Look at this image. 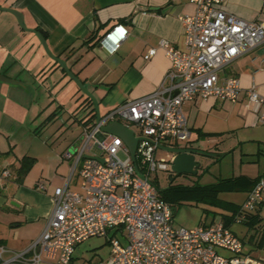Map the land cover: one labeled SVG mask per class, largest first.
Here are the masks:
<instances>
[{
	"label": "built area",
	"instance_id": "1",
	"mask_svg": "<svg viewBox=\"0 0 264 264\" xmlns=\"http://www.w3.org/2000/svg\"><path fill=\"white\" fill-rule=\"evenodd\" d=\"M190 1L194 13L179 17L184 48L164 38L159 41L170 65L158 87L110 108L98 120L94 117L82 123L78 141L61 154L70 161L69 173L54 189L53 207L41 233L23 250L0 244V264L48 260L69 264L78 243L91 236H108L109 230H113L110 253L95 264H264L244 252L243 239L220 217L195 227L174 225V208L159 195L151 178L157 169L169 170L171 163L172 156L158 159L156 150L191 136L182 109L187 100L215 96L235 102L244 94L264 124V94L253 86L243 89L233 75H221L236 57L264 44V22L227 12L222 8L227 0ZM126 35L127 29L116 24L100 44L112 41L111 50L115 51ZM154 53L155 47H151L144 58ZM112 121L122 122L140 137L136 163L119 136L102 131ZM94 144L102 149L101 155L86 154ZM9 175L6 168L0 172V178ZM74 177L81 191L69 188ZM39 188H44L43 183ZM261 205L264 176L254 182L234 220L242 221L246 213ZM116 234L122 235L124 242Z\"/></svg>",
	"mask_w": 264,
	"mask_h": 264
},
{
	"label": "crops",
	"instance_id": "2",
	"mask_svg": "<svg viewBox=\"0 0 264 264\" xmlns=\"http://www.w3.org/2000/svg\"><path fill=\"white\" fill-rule=\"evenodd\" d=\"M0 3L19 9L28 27L43 29L53 53L66 60L71 70L98 99L101 115L128 99L145 95L158 87L170 65L159 41L164 38L176 47L184 48V33L179 17L195 11V5L190 0H0ZM222 8L242 19L264 22V0H227ZM13 21L9 20L6 28L0 30V53H8L12 60L8 64L2 58V70L7 64L12 67L18 63L16 52L7 47L9 41L5 44L3 40H7V33L14 34ZM119 23L127 29V35L117 50H111L112 41L106 44L94 40L87 42L89 37L104 35ZM35 42L32 39L25 43L26 48L20 55L28 57L23 68L25 78L20 79L21 83L17 85L24 89L42 86L47 90L43 73L49 69L48 72L53 75L56 67L46 59L43 48L40 49ZM151 47H155V53L145 59L144 54ZM58 67L62 70L59 75L62 78L66 73ZM221 75H233L238 78L243 89L253 86L258 93L264 94V44L236 57ZM75 95L76 99L81 98L76 91ZM182 109L191 129V136L186 141L192 143L186 146L199 148L200 144H214L216 153H222L214 154L215 159L226 154L231 156L232 172L223 177L242 175L250 182L242 190L224 191L242 192L239 201L220 197L222 192L218 195L221 199L241 204L252 182L264 176V124L258 121L257 113L247 104L244 94L235 102L215 96L197 97L185 101ZM80 123L82 125L83 122ZM167 146L170 145L160 148ZM11 151L8 147L0 148V158L5 152ZM23 155L36 158L31 150L15 158H9L8 154V158L0 162V172L8 167L5 166L7 163L17 171ZM69 164L68 161L64 165L61 157L57 170L63 176L62 183L44 181L41 177L43 172L39 176L31 175V170L22 178L12 171L9 176L0 178V244L11 250H23L38 237L51 213L54 189L64 183L67 175L65 170ZM40 183H43L44 188H39ZM70 189L81 191L80 187L78 190ZM253 212L258 213L264 223V205ZM248 234V241L253 247L246 250L243 237L244 250L264 262V254L253 252L254 248L258 249L264 244V229L248 226ZM91 237L75 246L69 264H95L98 259L108 256L110 249L107 256L99 254L96 258L93 255L86 257L90 243L92 249L97 245L89 241ZM119 237L124 242L122 235ZM105 242L109 243V238ZM41 264L58 263L48 260Z\"/></svg>",
	"mask_w": 264,
	"mask_h": 264
},
{
	"label": "rangeland",
	"instance_id": "3",
	"mask_svg": "<svg viewBox=\"0 0 264 264\" xmlns=\"http://www.w3.org/2000/svg\"><path fill=\"white\" fill-rule=\"evenodd\" d=\"M0 13V16L4 18L14 17L8 12ZM12 23L15 26V32L18 36H14L16 35L15 32L13 35L10 32L7 33V40H3L6 41L5 44L9 41L7 47L16 52L18 55V63H14L15 65L12 67L9 66L8 64L12 62L11 56L6 52L0 53V60L3 58V60L8 63L3 70H0H2L6 76H13L11 78L20 81V79L25 78L23 68H25V63L28 60V57H20L22 51L26 48L25 43L31 42L32 39H34L36 45L38 44L40 49H42V45L35 33L21 29L17 21H13ZM6 24L7 22L0 20V30L6 28L8 25ZM11 39L13 40L11 41ZM12 43L14 45H12ZM45 55L46 59L56 67L53 71L55 72L53 75L48 72L49 69L43 73V76H45V84L48 86L47 90L42 88V86L24 89L16 83L0 80V148L3 149L8 147L12 150L10 153L5 152L2 154L0 162L7 159L8 154L9 158H15L16 156H21L24 151L31 150V152L36 155L35 162L29 169L31 170V175L39 176L40 173L43 172L41 177L44 181L49 180L53 183H62L61 177L63 176L59 175L61 173L57 170L59 161L62 157L60 153L62 154L64 149L68 146H72L75 141H78L82 129L80 118H83L88 109H78V105L85 95L81 93L75 81L68 75H63L62 78L59 77V75L61 76L62 70L46 53ZM75 91L77 95H80V99H76ZM27 94L31 97H28ZM59 104H62V106ZM75 111L77 112V120L71 115ZM82 118L81 120L83 121ZM89 122H91V120H89ZM134 129L135 132H138L136 128ZM171 143L174 146H186L192 142L172 140ZM195 146H198V144H195ZM197 149L201 151L195 156L201 165V167L197 169V175L173 174L172 183L184 185L193 183L207 184L217 181L220 177L231 174L233 167L230 154L215 159L214 154L220 155L222 153H216L214 144H210L209 146L207 144H200V147ZM86 154L89 156H99L102 154V149L94 144ZM170 155H172V152L166 149L158 148L156 150V157L158 159L161 157L168 159ZM119 156L121 158L125 157L122 152H119ZM63 161L64 165H67L69 160L63 158ZM5 166L10 168L5 167L9 172L12 171L13 174H16L17 171L14 170L15 168L11 167L10 163L5 164ZM65 173L68 175L69 165ZM170 173L171 172L168 170L157 169L151 174V178L155 180L159 186L166 187L169 183L168 176ZM78 186L74 177L70 183V188L78 190ZM242 195V192L220 193V197L234 201H239ZM174 207V225L183 227H195L203 222L209 223L213 210L223 211L219 207H213L206 203L188 199H185L181 204L176 203ZM206 210L208 211L206 212ZM230 228L240 238L244 237L246 250L253 247L248 241L249 234L248 225L246 223L233 219ZM112 231L113 230H109L108 236L102 238L96 236L91 237L89 241L97 245L96 248L92 249L90 248L92 247L90 243L86 251V257L93 255L96 258L99 254L107 256L110 244L105 242V240L113 236ZM116 236L119 235L116 234ZM253 252L255 254H264V244L258 249L254 248Z\"/></svg>",
	"mask_w": 264,
	"mask_h": 264
},
{
	"label": "trees",
	"instance_id": "4",
	"mask_svg": "<svg viewBox=\"0 0 264 264\" xmlns=\"http://www.w3.org/2000/svg\"><path fill=\"white\" fill-rule=\"evenodd\" d=\"M102 36L103 35H100L98 37L91 36L88 38L87 42H92L93 40L94 42H99ZM55 64L57 63L55 62ZM57 66L59 65L57 64ZM78 109H88V111L84 114L83 118L81 117L83 121L80 118V122H88L89 120H92L95 116L92 101L87 96H85L83 100L79 103ZM76 114V111L73 112V116L77 118ZM35 159V157L30 155H23L20 158V164L17 168V175L19 178H22L27 173L31 165L35 162ZM256 180L257 179L252 182L250 189ZM155 183L157 185L159 195L163 199L168 201L172 207H174L176 203L181 204L185 199L206 203L217 208L219 207L223 211L213 210L210 222L215 221L216 217L219 215L221 216V220L224 221L226 226H230L235 214H237L238 212L240 204L238 205L234 202L221 199L218 196L219 193L224 191L242 190L245 187L246 183L248 185L250 184L248 179H246L242 175L237 177H223L215 182L207 184L193 183L184 185L170 183L166 187H160L157 182ZM162 188H164V190H160ZM207 211L208 210H206V212ZM241 222L246 223L249 227H254V229H264V223H262V219L258 216V213H254L253 211L246 213ZM244 252L247 253L245 250Z\"/></svg>",
	"mask_w": 264,
	"mask_h": 264
},
{
	"label": "water",
	"instance_id": "5",
	"mask_svg": "<svg viewBox=\"0 0 264 264\" xmlns=\"http://www.w3.org/2000/svg\"><path fill=\"white\" fill-rule=\"evenodd\" d=\"M0 10L11 13L15 17L18 25L23 30L31 31L35 33V35L38 37L42 45L44 52L65 71L66 75H68L72 80L75 81L81 93L87 96L92 101V106H93V110L95 113L94 117H95V120H98L101 116L100 110H99L98 99L86 87L83 81L71 70L66 60L60 57L59 55L53 53V51L50 49L48 45L46 34L43 31V29H41L40 27H28L26 23L24 22V14L15 7L0 6ZM0 80L9 82V83H16V84L21 83L20 81H17L9 76H6L5 74L1 72H0ZM102 131L119 136L122 139L123 143L129 149L131 160L134 163H136L135 150H136L137 142L140 137L134 134V131L132 128L126 126L122 122L112 121L104 125L102 127ZM163 148L172 152L171 163L169 166V171L171 172L168 176L169 181L172 180V176H171L172 173L177 174V175L197 173V168L199 167L200 162L196 160L195 156L197 153L201 152L200 149H197L194 147H188V146H174V145H170V146L163 147ZM99 159L102 160V158H99ZM160 190H164V188ZM218 219H219V216L216 217V220Z\"/></svg>",
	"mask_w": 264,
	"mask_h": 264
},
{
	"label": "flooded vegetation",
	"instance_id": "6",
	"mask_svg": "<svg viewBox=\"0 0 264 264\" xmlns=\"http://www.w3.org/2000/svg\"><path fill=\"white\" fill-rule=\"evenodd\" d=\"M0 6H3V7H12L11 5H5L3 3H0ZM0 12H7V11H3V10H0ZM9 13V12H8ZM1 14V13H0ZM12 19L16 22L15 18L12 17V18H4L3 16H0V20H3L4 22H9V20L12 21ZM7 25V24H6ZM26 31V30H25ZM0 49H1V45H0ZM1 73L5 74L4 72L0 71ZM174 173L171 174V176L173 175ZM172 179H173V176H172ZM173 180L169 181L168 184L172 183ZM161 187V186H160Z\"/></svg>",
	"mask_w": 264,
	"mask_h": 264
}]
</instances>
